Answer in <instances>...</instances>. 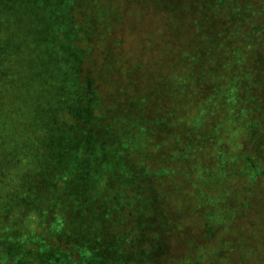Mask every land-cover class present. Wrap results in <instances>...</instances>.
Here are the masks:
<instances>
[{"label":"trees","instance_id":"16d2710c","mask_svg":"<svg viewBox=\"0 0 264 264\" xmlns=\"http://www.w3.org/2000/svg\"><path fill=\"white\" fill-rule=\"evenodd\" d=\"M63 1L84 53L77 79L92 120L60 112L64 140L50 138L57 141L53 154L60 165H68L60 161L65 157L72 165L92 161L127 200L95 211L66 184L53 193L52 176L72 177L55 167L59 172L42 179L35 195L47 207L28 205L22 213L27 220L52 218L51 235L61 242L50 246L36 237L39 243L60 260L70 251L87 252L86 260L73 261L78 264L100 258L101 264H164L163 234L175 230L182 234L183 253L175 256L182 264H264V0ZM3 76L13 83L10 73ZM8 106L12 114L3 119L16 115ZM44 110L35 121L46 123ZM32 135L33 129L25 145L43 153L49 137L36 143ZM98 154L108 162H99ZM8 165L1 161L0 179L4 173L13 178ZM82 172L78 181L87 178ZM87 176L94 183L97 175ZM28 185L24 192L32 195ZM45 195L71 198L69 217L67 209L57 212L58 202L41 201ZM16 197L0 195V240L27 234L22 221H11L21 205ZM166 208L184 216L175 222ZM105 211L124 216L105 217L96 227L84 218ZM73 239L76 244L63 246Z\"/></svg>","mask_w":264,"mask_h":264},{"label":"rangeland","instance_id":"374dc122","mask_svg":"<svg viewBox=\"0 0 264 264\" xmlns=\"http://www.w3.org/2000/svg\"><path fill=\"white\" fill-rule=\"evenodd\" d=\"M247 2L248 4L252 2L251 5H254V0H247ZM5 6L10 7L9 13L4 10ZM67 12L68 7L63 0H0V163L7 160L10 163L8 169L11 170L13 176L9 180L7 173L3 174L0 179V195L4 197L8 195L15 197L17 195L13 200H20L21 205L17 209L15 207L16 212L11 221L14 223L22 221L20 224L18 222V225L27 232L24 236L21 234L14 236L15 239L7 236L0 240V258L5 257L0 259V264H41L43 259V264H78L73 261L86 260L85 255H87V252L80 249L79 251H70L73 255L68 258L72 261L69 259L60 260L57 254H53L44 248L43 245L46 244L39 243L36 237L45 238L50 246H52L53 240L61 242V238L54 234L51 235L52 226L48 224L50 220L52 221L50 216H47L48 219L46 220L32 215L29 218L30 220H27L26 216H22L28 205H32L33 208L37 205L47 207L48 204L40 203L35 195L38 196L41 193L42 179L46 178L48 180V175L53 174L54 171H57L56 169L61 171L67 169L72 177L68 180L54 181V176H52L50 181L52 183H45L53 193L56 192L55 185L59 187V185L65 184L68 189L67 192L69 190H79L83 194L84 191V201L81 194L82 201L78 202L90 205L89 208L95 211V207L100 206L108 207L111 210L115 204L127 200V197L123 195L118 186L115 187L112 184L113 182L108 179L110 177L101 176L104 170L92 169L94 167L92 161L88 160L87 164L85 161L77 160L73 161L76 165H72L65 157L60 161H68V165H60L53 154L57 141L50 138L52 136L63 137L64 128L61 123L62 125L65 124L63 122L65 117H60V112L70 113L72 117L83 123H89L92 120L91 107L83 106L81 103L83 99L79 94L77 79L78 67L84 53L82 47L77 44L76 39L71 34ZM7 72L10 73L13 83L3 82V75ZM7 105L10 109H14L13 111L16 114L11 119H3L5 115L8 118L12 114L11 111L7 112V107L3 108ZM40 108H45L42 113L46 123H48L47 125L41 120L35 121L37 118L36 112ZM1 118L4 120L3 122ZM24 122L27 124H24ZM31 129H33L34 135L29 137L30 141H38L41 138H43V141L49 137V140L45 143L46 146L43 147V153H41L40 148L33 146L28 148L25 145L26 135ZM62 140H64V137L59 142L61 143ZM85 153L78 154V158L86 157L87 151ZM99 154L97 155L98 161L104 164L107 163V158ZM60 166L65 168H60ZM91 171L97 175L94 183H90L87 176L89 173L91 174ZM81 172L87 178L78 181L75 174L78 173L79 175ZM28 182H30L28 187L31 189L32 195L24 192L25 187L23 185ZM38 183L40 187H37ZM84 186L87 187L84 188ZM23 193L24 197L22 196ZM31 196L33 199L30 198ZM45 199L58 202L55 204L58 205L57 212H59V208L62 210L67 209V218L69 217V205L74 204L71 198L47 197L45 195V198H42L41 201ZM166 210L169 212L171 220L175 222L180 221L184 216L183 212L178 209H176L177 215L175 212L173 213L171 208H166ZM107 213V211L99 212L97 217L95 213L86 214L84 218L87 219L88 224L96 227L99 225L97 221H103L105 217L106 219H119L124 216V213L119 215H113L112 211L109 212L110 214ZM162 219L164 220V218ZM11 221H9V224H11ZM29 221L32 222L28 223ZM159 223L161 225V220L156 223L157 228L160 227ZM163 227L164 222L162 221L161 228ZM160 231L166 232V230ZM167 232L163 234L166 237V259H168L164 264H182L181 260L175 258L176 255L178 257L183 253L184 247L178 243L177 239L182 234L175 230ZM185 235H188V233H185ZM187 238L191 239L190 236ZM74 240H70L69 243L65 241L66 244H63V246L69 248L71 244L77 243V239ZM39 251L41 252L39 253ZM46 251L48 256H46ZM186 253L190 254V250ZM170 258H172V261H170ZM102 259L100 258L98 264L102 263Z\"/></svg>","mask_w":264,"mask_h":264}]
</instances>
